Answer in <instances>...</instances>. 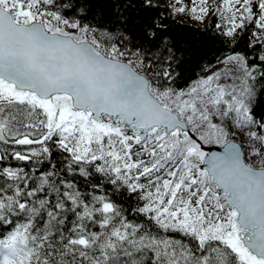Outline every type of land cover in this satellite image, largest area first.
I'll return each mask as SVG.
<instances>
[{
  "label": "snow or ice",
  "instance_id": "snow-or-ice-1",
  "mask_svg": "<svg viewBox=\"0 0 264 264\" xmlns=\"http://www.w3.org/2000/svg\"><path fill=\"white\" fill-rule=\"evenodd\" d=\"M191 4L170 7L264 31V0ZM93 5L0 0V264H264V65L235 52L230 84L178 89L166 24L113 30Z\"/></svg>",
  "mask_w": 264,
  "mask_h": 264
},
{
  "label": "trees",
  "instance_id": "trees-1",
  "mask_svg": "<svg viewBox=\"0 0 264 264\" xmlns=\"http://www.w3.org/2000/svg\"><path fill=\"white\" fill-rule=\"evenodd\" d=\"M154 4L156 7L148 8L141 7L140 0H131L130 5L128 0H94L93 23L103 24L113 30L126 25L129 33L139 34H143L146 26L154 20L166 24L167 28L161 30V35L169 38L180 62L178 66L180 76L175 81L178 89L189 88L229 52H241L248 58L250 64L255 60V63L264 65V62L255 59L264 54V36L255 41L251 37L250 30L244 26L242 29L237 28L235 37H225L215 27L216 23H222L215 15H212L204 24L193 23L184 21L183 13L173 14V9L166 8L157 1H154ZM121 15L125 19L120 20ZM261 70H264V67ZM256 111L264 113V96L259 97ZM11 163L13 166L31 167L30 164L24 165L23 162L12 161ZM117 199L125 207L134 206L135 203L134 200L129 201L126 196L123 199L117 196ZM0 239H3V235H0Z\"/></svg>",
  "mask_w": 264,
  "mask_h": 264
},
{
  "label": "rangeland",
  "instance_id": "rangeland-1",
  "mask_svg": "<svg viewBox=\"0 0 264 264\" xmlns=\"http://www.w3.org/2000/svg\"><path fill=\"white\" fill-rule=\"evenodd\" d=\"M154 1L159 2L160 4H162L163 6H165L166 8H169V9H172L170 7V4L174 2V0H154ZM183 2L186 5H188L189 8L192 7L191 0H183ZM177 7H179V5H177ZM183 15H184L183 16V20L184 21L204 24L214 14L210 12L208 16H205L204 17L203 21H199V20L193 19L192 18V14L190 12H188V11H186L185 13H183ZM215 16H217V15H215ZM217 18L220 19V21L222 22L221 24L223 25L224 24L223 18L220 17V16H217ZM244 24H245V27L248 30H250L251 37H252L253 40H255V41L257 40V38L252 35L253 32L259 33L260 34V38L264 36V31H262L261 29H257L255 27V21H253L252 23H248L247 21H245ZM233 53H235V52H229V53L225 54L223 57H221L218 60V62L214 66H212L205 73H203L201 75V77H207V76L213 75L216 72H220L221 73V80L219 81V83L224 84V85L230 84L232 82L231 79H230V76L233 75V74H235V70H234V68H233L232 65H227L226 66V65L222 64L221 61H223L226 58L227 55H230V54H233ZM229 70H231V71H229ZM187 89H185V90H187ZM229 138L230 139H236L237 141H239V139H240L239 137H231V136ZM211 145H213V144H211ZM0 260H2V256H0Z\"/></svg>",
  "mask_w": 264,
  "mask_h": 264
},
{
  "label": "water",
  "instance_id": "water-1",
  "mask_svg": "<svg viewBox=\"0 0 264 264\" xmlns=\"http://www.w3.org/2000/svg\"><path fill=\"white\" fill-rule=\"evenodd\" d=\"M239 142V141H238ZM204 150L209 152H222L223 149L220 148L218 145H204Z\"/></svg>",
  "mask_w": 264,
  "mask_h": 264
}]
</instances>
